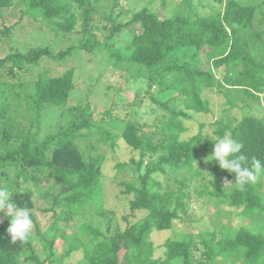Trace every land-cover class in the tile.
Here are the masks:
<instances>
[{"label": "trees", "instance_id": "1", "mask_svg": "<svg viewBox=\"0 0 264 264\" xmlns=\"http://www.w3.org/2000/svg\"><path fill=\"white\" fill-rule=\"evenodd\" d=\"M98 1L0 0V7L20 4L19 18L27 16L39 20L56 35L78 31L82 36L78 45L66 46L58 52L53 53L51 47L43 46L25 52H5L0 58V67L6 68V73L10 75L5 81L3 72L0 73V174H5V181L11 182L14 179L9 178L8 174L11 170L14 173L18 170L17 176L23 182H32L39 192L47 193L58 188V194L64 193L62 198L58 199V194L53 198L52 209H59L53 214L50 232H40L36 218L30 212L42 257L34 250L31 235L25 242H10L6 232L9 219L0 212V264H21L27 260H34V264H60L76 250H80L81 254L78 261L72 264H192L196 243L189 232L167 238L161 256L154 255L155 247L150 240L151 233L172 228V218L177 216L179 210L185 211L187 208L185 198L189 197L186 190L190 185L189 178L186 174L179 177L174 174L183 169L193 171L196 176L201 175L199 169L192 168L193 162L204 151L211 153L213 150L214 141L204 140L201 132L188 139L180 138L184 126L179 114L189 117V110H208V104L202 98L204 88L222 92L230 105L235 99L233 93L238 92L245 103L248 100L262 105L264 111L261 104L264 102V27H256L264 20V0L256 3L218 0L224 2L222 9L205 14L193 11L191 0H180L163 17L142 6L132 12L125 22L116 21L108 15L110 22L103 25L106 32L102 37L98 35L99 30L95 28L92 18V12H97ZM177 7L180 10L178 13ZM136 26L141 30L134 32L122 49L116 47L117 34L124 27L134 30ZM9 31L10 28L4 26L0 34L5 35ZM202 47H206L204 57L208 56L211 60V68L206 70L198 67ZM72 49L93 54L92 58L97 60V64L107 61V66L112 68L131 64L145 69L144 92L149 96V102L165 107L170 111V117L157 124L146 125L136 119L111 115L106 110V118L95 121L88 101L78 105L69 104V101L76 99L72 92L86 93L92 86L86 83L81 88L76 87L74 69L69 68L61 75L40 74L35 80H27L30 90L18 99L16 105L24 101L25 109L30 112L26 118L29 117L32 124L37 126L44 112L49 110L52 116L64 105L73 109V117L40 140H36V132L28 131L16 143L21 132L12 121L18 117V113L9 114L7 110L11 106L9 97L19 96L14 88L21 90L25 82H16L13 70L22 69L43 56L60 58ZM101 69H106L104 64ZM154 84L156 89L152 93L150 88ZM167 89L176 90L182 96L185 108L178 110L168 104L169 100H160ZM24 96L25 99H22ZM140 101L135 103L139 104ZM147 104L152 108L157 106ZM216 124L219 136L231 132L243 144L241 151L246 157L255 156L264 161V115L244 114L239 119H218ZM82 128L87 129L88 133L80 131ZM113 129H119L120 133L113 132ZM93 132L98 133L99 141L108 140L112 146L117 135H120L138 156L137 159L132 156L129 162L117 164L118 167L126 164L133 166L132 180L119 182L124 186L122 192L131 193L132 197L129 199L130 213L122 215L126 224L116 225L113 230L110 225L106 230L99 225L93 226L91 219L85 216L87 205L92 202L99 217L108 214L102 208L103 185L100 175L104 158L100 154L95 157L85 155L75 142L77 137ZM90 145L96 146L92 142ZM208 168L211 189L206 190V186H203L196 190L198 195L214 197L219 203L236 209L241 216L253 218L252 215H256L264 219V191H259L261 187L264 188V175L241 191L234 184V173L220 169L215 161H210ZM169 179L175 187L170 186ZM9 190L18 205L28 207L30 211L34 208L32 188H21L15 182ZM136 212H143V216L136 220L128 218H134ZM83 216L84 219L81 218ZM59 220L64 227L70 230L75 227V230H71L73 232L69 235L61 233ZM197 235L204 247L202 257L205 259L199 261L200 264H208L217 257L242 258L246 264H264L263 230L253 231L245 225L238 229L221 225ZM60 237L67 242V248L57 255L55 243ZM70 237L71 241L68 242Z\"/></svg>", "mask_w": 264, "mask_h": 264}, {"label": "rangeland", "instance_id": "2", "mask_svg": "<svg viewBox=\"0 0 264 264\" xmlns=\"http://www.w3.org/2000/svg\"><path fill=\"white\" fill-rule=\"evenodd\" d=\"M244 3H256L261 0H240ZM162 4L161 0H99L97 5V12H92L93 24L97 27L98 35L102 37L106 30L103 28L104 24H108L110 19L107 18L111 15L116 21L125 22L128 20L137 8L147 6L150 10L155 11L158 16L163 17L168 15L172 10L173 6H177L180 0H164ZM191 8L199 14H205L211 11H217L222 9L223 1L218 0H191ZM22 6L20 4H14L9 7H0V30L5 27H9L10 31L3 35L0 34V58L5 52H13L15 50L27 51L32 48L49 46L54 52L64 49L66 46L78 45L82 36L78 31H71L65 35L55 34L52 30L47 29L45 23H40L39 20L31 19L30 17L23 16L19 18L20 10ZM180 10L177 7L176 13ZM175 13V12H173ZM257 28L264 27V20L261 23H257ZM141 30L139 26H136L134 30L124 27L115 37V46L120 49L123 48L124 44L129 41L132 34L137 33ZM206 47H202L199 51V56L202 57L198 63L200 70H206L211 68L210 58L204 57ZM93 54L83 53L79 49H72L69 54H64L60 58H53L48 56L41 57L37 62L26 65L22 69L15 68L13 72V79L16 82H25L24 87L21 90L14 88L15 91L19 92L18 97L10 96L7 112L9 114L18 113V117L14 118L12 122L15 123L16 129L21 132L20 139L16 143H19L23 139L22 136L26 132H36V140L42 139L46 134L53 132L58 125L67 124L68 121L75 114L73 109L64 105L62 108L56 110L51 116L50 111L43 113L39 126L32 124L31 119L26 115L29 110L25 109L24 101L21 100L20 105H16L18 99L30 90V86L27 85V80H35L38 75L57 76L64 73L69 68L74 69V82L76 87L86 83H91V88L86 92L75 90L72 94L75 96V100L69 101L71 105H78L84 101L90 103V111L92 119L98 121L100 118L105 116L106 110H109L111 115H118L119 117H127L129 119H136L140 123L146 125L157 124L170 117V111L165 107L157 105L155 102H149V96L144 92L146 89V79L144 78L145 69H141L136 65H125L122 64L119 68H112L107 66V61L101 64L96 63V59H93ZM82 66H79V64ZM103 64L106 69L103 68ZM9 66V63H7ZM223 68V67H221ZM133 69V72L131 71ZM3 70V71H2ZM101 75H99V72ZM3 72V79L7 81L10 77L6 73V68L0 67V73ZM218 78V74L215 70ZM30 82V81H29ZM154 84L150 90L153 93L156 89ZM139 93V94H138ZM235 99L233 104L230 105L226 102V97L222 92H217L216 89L204 88L202 90V98L206 100L208 104L207 111L194 112L189 110L190 116L179 114L182 119L184 126L183 131L180 132V138L188 139L189 137L201 132L202 138L208 142L213 141L211 137L219 136L217 130V120L235 118L239 119L244 114L253 115H264L262 105L259 106L252 101L245 103L241 97L238 96V92L233 93ZM263 94V93H262ZM173 96V97H172ZM159 97V95H158ZM173 99H172V98ZM232 97V95H231ZM161 101L169 100L168 104L174 106L176 109L185 108L182 96L178 95L177 91H171L167 89V92L161 95ZM1 99V97H0ZM25 99V96L22 98ZM142 99V102L140 101ZM140 101L139 104L135 103ZM262 101V100H261ZM155 106L152 108L149 104ZM264 105V102L262 103ZM161 107V108H160ZM11 112V113H10ZM109 116V113L106 114ZM232 120V119H231ZM234 122V121H233ZM109 127V126H108ZM112 130V129H111ZM84 133H88L85 128L80 129ZM113 132L120 133L119 129H113ZM98 133H89L88 136H79L75 139V142L79 147L82 148L85 155L96 156L98 154L103 156L101 162V181L103 185L102 195V208L108 214L98 216L93 208L94 203L87 205L86 217L91 219L92 225H99L102 230H106L107 226L110 225L113 230L114 226H124L126 223L122 219V215L129 214V199L132 197L131 193L122 192L124 186L120 185L121 180L128 181L132 180L133 174L131 164H126L124 167H118V163L129 162V158L134 156L137 159V152L131 151L130 147L123 141L120 135L115 138L114 145H110L108 140L99 141ZM96 145L92 147L90 143ZM212 152V151H211ZM207 150L204 151L203 155L193 162L192 168L199 169L201 175L196 176L193 171H184L174 174L180 176L186 174L189 178L190 185L186 188L189 192V197L185 198L186 210H179L177 216L172 218V228L164 229L151 233L150 240L154 245V255H163L162 248L164 241L169 237H174L176 234L189 232L196 243V250L194 252V259L192 264H200L199 261H204L205 257H202L204 247L200 241V237L197 235L199 232L205 230H212L214 227H220L221 225L230 226L233 229H238L239 226L245 225L253 231L263 230L264 232V219L263 217L252 215L241 216L237 213V210L228 206L224 203H219L214 197L209 195H198L196 190L206 186V190L211 189L208 181V166L209 162H205V157L210 155ZM197 165V166H196ZM18 171V170H17ZM17 171L11 170L8 174L9 178L14 180L11 182L5 181V174H0V187H6L12 189L14 183H19L20 187H29L33 189L34 208L30 211L38 223L40 232H50L49 225L53 220V214L55 210L59 209L53 206V198L58 194V188L50 190V192L43 193L39 192V188H36L30 181L23 182L18 176ZM17 176V177H16ZM15 177V178H14ZM169 184L173 188L175 187L172 180L169 179ZM228 184V183H225ZM10 187V188H9ZM259 191H264L261 187ZM64 193L58 194V199L62 198ZM135 217L128 216L131 219H138L143 216V212H136ZM85 216L81 217L82 219ZM78 219H75L77 221ZM58 225L61 228V233L71 234L75 230L72 227L71 230L63 226V222L58 221ZM73 226V223H72ZM261 226V227H259ZM65 229V231H64ZM31 241L34 244V250L42 257V248L38 241V234L35 226L31 231ZM71 241V237L67 239ZM55 251L57 255L62 254L66 251L67 242L63 238L56 239ZM81 254L80 250L74 251L70 256L65 258L60 264H72L73 261H78V255ZM80 262V261H79ZM21 264H34V260H27ZM208 264H246L242 258L235 259L233 257L221 258L217 257L215 260Z\"/></svg>", "mask_w": 264, "mask_h": 264}, {"label": "clouds", "instance_id": "3", "mask_svg": "<svg viewBox=\"0 0 264 264\" xmlns=\"http://www.w3.org/2000/svg\"><path fill=\"white\" fill-rule=\"evenodd\" d=\"M211 139L214 141L213 150L205 157V162L215 161L220 169L234 173V184L239 190L243 191L246 185L256 183L264 175V161L255 156L246 157L241 151L243 144L231 132ZM0 212L9 219L6 232L10 242L15 244L27 241L33 228L30 208L18 205L13 199V193L6 187H0Z\"/></svg>", "mask_w": 264, "mask_h": 264}]
</instances>
